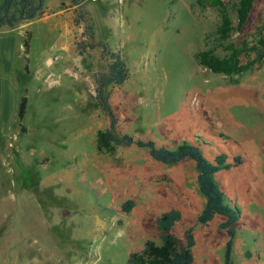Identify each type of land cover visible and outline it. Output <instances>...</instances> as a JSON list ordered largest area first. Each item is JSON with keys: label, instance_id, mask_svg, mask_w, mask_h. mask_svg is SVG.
<instances>
[{"label": "rangeland", "instance_id": "1", "mask_svg": "<svg viewBox=\"0 0 264 264\" xmlns=\"http://www.w3.org/2000/svg\"><path fill=\"white\" fill-rule=\"evenodd\" d=\"M235 3L44 0L40 17L0 28V264H126L144 242L159 243L154 221L170 209L181 216L170 231L178 244L187 229L193 237V263L222 264L223 218L196 221L204 198L192 162L156 163L134 145L97 148L109 121L94 96L106 72L95 42L118 52L126 69L122 84L103 89L112 134L156 148L185 141L208 160L240 159L213 175L239 214L231 262L264 264V58L225 76L194 57L213 41L220 7L233 29L228 41L250 47L258 31L264 35V0L254 1L240 32ZM81 41L93 44L87 55L76 54ZM126 200L132 207L123 213Z\"/></svg>", "mask_w": 264, "mask_h": 264}, {"label": "trees", "instance_id": "2", "mask_svg": "<svg viewBox=\"0 0 264 264\" xmlns=\"http://www.w3.org/2000/svg\"><path fill=\"white\" fill-rule=\"evenodd\" d=\"M44 0H0V28H14L24 21H30L43 14ZM83 0H70L73 6H80ZM197 2L201 0H195ZM255 0H236L234 5V15L236 20L235 30L240 32L246 25ZM219 22L216 25L211 43H204V47L195 53L196 62L214 74L231 76L239 74L249 69L254 64L264 58V35L258 31L254 36L252 44L247 47L245 41L233 43L228 41L232 32L230 19L224 7L218 9ZM260 30V29H258ZM86 36L89 40L93 39V33L89 26L86 27ZM22 42V54L28 51L29 33ZM84 36V35H82ZM95 46L100 48V57L104 61L105 76L103 79L95 81L94 96L102 113L108 118L109 127L107 130L98 133V149L102 146L113 145L116 147H127L134 145L137 148L147 150L148 156L163 165L177 164L182 161L193 163L196 171V185L198 192L204 198V204L196 216V221L201 225L208 224L214 217H221L223 221L219 228L224 231L226 241L222 255V264H232L231 247L235 233L234 224L238 221V210L225 203V199L218 184L213 179V175L234 168L240 164V159L236 156L227 161L224 153L215 155L212 160H208L200 147L195 143L183 141L174 148H156L152 141L134 140L127 135L115 136L111 129L115 124V118L110 110L107 95L103 89L106 86H118L126 78V69L116 51L101 42H95ZM84 45L85 47H83ZM92 48L93 44L86 45L85 41L76 43L77 55H87L85 48ZM220 49L225 52L222 57L216 56L213 52ZM245 58V61H243ZM26 56L24 57V69H26ZM25 97H21L16 107V119L21 121L24 108ZM132 201L126 200L120 205L123 213L129 212ZM181 216L177 210L170 209L162 212L155 219L154 224L158 232V244L146 241L138 252L129 253L126 264H194L191 249L194 240L190 230L184 231V244L179 245L175 236L171 234L172 227L180 220Z\"/></svg>", "mask_w": 264, "mask_h": 264}]
</instances>
